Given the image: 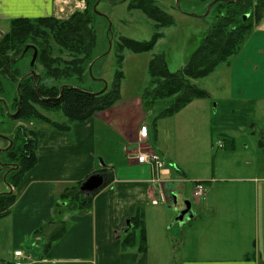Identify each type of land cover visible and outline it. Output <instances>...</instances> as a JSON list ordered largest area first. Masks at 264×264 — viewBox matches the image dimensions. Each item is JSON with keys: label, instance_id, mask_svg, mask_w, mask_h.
<instances>
[{"label": "rangeland", "instance_id": "obj_1", "mask_svg": "<svg viewBox=\"0 0 264 264\" xmlns=\"http://www.w3.org/2000/svg\"><path fill=\"white\" fill-rule=\"evenodd\" d=\"M152 1L172 18L171 25L158 28L159 26L145 14L138 9L130 8L134 2L132 0H96V7L93 9L94 15L90 21L95 36V46L91 56L92 59H99L90 72H87L89 60L85 65L87 66L85 67L86 72L81 78L66 79L62 77L56 79L47 77L43 66L36 57L32 68L41 84L46 87L69 84L75 88L101 92L104 88L111 87L116 72L120 71L123 75V79L120 81L121 101L126 102L141 96L148 86V63L153 56L162 55L168 72H177L208 32L215 19L214 12L210 10L207 12L208 4L199 0ZM84 6L83 9L82 6H79L78 9L75 8L71 12L66 9L62 13H57L55 18L65 21L76 13L86 12V0H84ZM220 12L226 14L222 10ZM7 28L5 27V30L9 32ZM156 33L159 38L148 52H134L130 47H125L121 52L118 51L124 39L144 43L150 41ZM243 44H240L239 47L242 48ZM28 45L30 46L28 50L32 48L33 51L27 52L21 59L19 56L15 58L14 60L17 62L12 66L11 71L16 69L21 75H25L31 69L30 61L34 50L36 53L37 50L31 40ZM49 46L51 59L59 58L61 61L57 67L69 69V63L73 60L72 56L59 50L52 41ZM119 56L122 57L120 67L118 65ZM224 67L225 64H222L208 76L190 81L192 85L205 91L208 95L205 98L194 99L183 113L179 114L191 121L197 120L192 124L190 134L185 135L183 131L176 136L178 128L175 124L178 123V120L173 116L175 126L170 134L172 125L170 118L158 117L168 106L169 101H157L154 108L150 109V114L144 110L145 117L143 119L136 112L133 116L136 120L135 123L138 124L137 128L143 124L148 129L147 140L142 143L136 142L137 145L151 149L156 155L162 148L166 156L157 155L163 163L162 167H170L175 179L178 180L176 184L184 188L183 191L174 188L167 195V204L159 203L158 206H152L147 201L143 208L144 232L141 233L140 229H135L132 235L138 244L141 242L142 235L143 238H146L145 244L150 246V254L154 252V248L161 252L159 245L156 244L165 245L169 249L170 255H162L163 253L161 255L164 257L168 255V264H180L182 250H192L198 246L210 253H215L220 249H233L234 253L240 248L251 253V257H258V250L260 254H264V220L262 216V214L264 215V181L262 180L264 179V102L229 99L231 97L228 96V90L225 87V82H227L225 77L228 76V72ZM16 85L8 77L2 79L0 195L4 193L9 195L12 188L15 187V183L11 182L14 179L10 180L5 173L7 160L2 151L8 145V141L13 138L18 127L28 129L34 128V126L37 128L43 126L37 121L15 122L8 119L7 113L13 112ZM43 114L55 122H66V118L61 112L50 111ZM156 129L158 135L155 136ZM109 138L108 130L100 128L98 136L100 142L96 143L98 151L96 154L104 156L110 153L113 158H118V161L122 156V164L125 156L123 147L127 143L114 137L113 144H111ZM136 138L135 129L133 130V140L135 141ZM200 178L204 181L193 182ZM236 179L256 182L257 194L255 195L253 183L240 182ZM21 182L22 180H20ZM196 184L202 185L204 192L206 190L199 199L200 206L197 208L194 206L196 211L207 216L204 224L199 226L198 223L192 221H186L183 224L174 223V218L184 208V201L192 202L193 188ZM13 194H15L14 191ZM233 194L235 197L229 199L227 203H222L221 199V204L218 202V195ZM64 201L66 208H72L74 204L72 199L68 198ZM61 203L60 201V206ZM27 212H30L27 208L11 209L8 216L0 218L1 261L7 260L3 258V255L7 253L9 254L8 260L12 258L11 228L13 218L18 213L26 214ZM146 215L147 219L145 220ZM213 222L217 223V229H212L216 226ZM196 229L198 231L195 233ZM202 230H204L203 233L198 235V232ZM160 262L167 264L164 259ZM259 264H262L261 260Z\"/></svg>", "mask_w": 264, "mask_h": 264}, {"label": "crops", "instance_id": "obj_2", "mask_svg": "<svg viewBox=\"0 0 264 264\" xmlns=\"http://www.w3.org/2000/svg\"><path fill=\"white\" fill-rule=\"evenodd\" d=\"M56 3L57 0H0V39L8 33L5 27L10 31L11 23L16 19L55 18ZM224 68L228 72L225 87L231 97L229 99L264 102V20L250 33L238 54L230 59ZM141 96L122 102L120 95V100L111 108L84 122L71 123L67 132L55 131L44 125L39 128L34 126L35 129L44 131L43 138L36 146L35 164L20 178L22 182L12 188L10 194L14 191L15 200L5 217L10 214L11 209L27 208L30 212L18 213L13 218L12 258L8 260L7 253L3 255L7 260H0V264H162L160 261L163 259L168 264L170 251L165 245L156 244L161 252L154 248V252L150 254V246L145 244L146 238H141L143 243L138 244L132 236L135 229H132L130 220L137 212L142 213L144 220L143 208L147 201L152 206L167 204V195L174 188L179 191L184 189L176 184L178 180L170 167L155 169L150 163L136 161L140 152L153 153L151 149L136 143L147 140V137L145 140H139V130L144 125L141 124L137 128L138 124L133 118L135 112L140 118L145 117ZM187 106L173 115L178 120L175 124L178 128L176 136L183 131L185 135L190 134L192 124L197 121L179 116ZM146 111L150 114V110ZM173 117H168L172 124L170 134L175 126ZM100 128L108 130L111 144L114 137L127 143L123 147L125 156L122 164V156L118 161V158H113L110 153L104 156L96 154V143L100 142ZM135 129L137 138L134 141ZM154 135H158L157 129ZM159 147L161 148L160 144ZM158 152L160 157L166 156L162 148ZM97 173L107 177L106 184L94 194H82L79 190L77 193L78 200L87 199L88 205L82 209L66 208L62 202L66 191ZM236 180L253 183L255 195L257 194L256 182ZM200 181L204 180L200 178L193 182ZM217 197L219 203L220 199L222 203H227L235 196L233 194ZM73 201L78 203L77 200ZM194 206H200V201L192 197L191 218L184 219L183 223L192 221L202 226L207 216L196 211ZM262 216L264 220V215ZM213 223L216 226L212 229H217V223ZM197 231L196 229L195 233ZM203 231L198 232V235ZM128 234L134 239V243L124 245ZM156 235L158 237L159 231ZM232 250L220 249L210 253L198 246L192 250H182L179 263L259 264L261 260L264 264V254H260L259 250L258 257H251V253L240 248L234 253ZM161 254L168 255L164 257Z\"/></svg>", "mask_w": 264, "mask_h": 264}, {"label": "trees", "instance_id": "obj_3", "mask_svg": "<svg viewBox=\"0 0 264 264\" xmlns=\"http://www.w3.org/2000/svg\"><path fill=\"white\" fill-rule=\"evenodd\" d=\"M132 1L134 2L130 8L138 9L155 22L159 26L158 28L172 24V18L160 10L154 1ZM199 1L211 4L210 11L214 12L215 19L199 46L185 60L183 66L177 72H168L162 55L153 56L148 63L149 82L142 93L141 101L145 110L153 109L157 101H169L165 110L159 114V118L173 116L194 99L207 97L205 91L198 89L190 81L208 76L222 64L227 65L229 60L240 51V44L244 43L250 33L258 28L264 20V0ZM86 2V12L76 13L65 21H59L54 17L36 20L16 19L12 21L10 31L1 37L0 96L3 94L2 79L4 77H8L17 85L19 84V95L15 91L13 101L12 113L16 115L9 116V120L15 122L37 121L55 131L67 132L71 123L84 122L95 114L108 110L120 100V81L123 79L120 71L116 72L111 87L102 92L75 88L69 84L46 87L41 84L38 76L35 78L28 76L19 82L23 75L16 69L11 71L12 66L17 62L14 59L18 56L21 59L23 54L30 51H26L30 40L36 45L37 61L39 59L47 77L81 78L86 72L85 67L87 66L85 65L89 60L88 65L93 67L99 59H92L91 56L95 46V36L90 21L94 15L93 7L96 0H86ZM221 10L226 14L221 13ZM158 36L156 33L150 41L144 43L124 39L118 51L121 52L125 47H130L134 52H148L156 44ZM50 41L59 50L72 56L73 60L69 63V69H59L57 64L61 62L60 59H51ZM118 58L120 67L122 57ZM87 72H89V67H87ZM16 108L18 111L14 112ZM50 111L61 112L66 118V122H55L43 114ZM43 135V130L32 127L28 129L18 127L15 130L12 140L16 145L5 152L6 160L12 159L19 167L15 179L11 181L15 183V186L19 184L20 178L34 166L36 146ZM18 155L21 160H18ZM79 185L80 183L70 188L64 195V199L71 200L72 198V200L78 201L72 205L74 209H82L88 205L87 199L78 200ZM64 199L62 202H65ZM14 200L13 194L0 195V218L7 215ZM130 223L132 229H140V232L143 233L141 212H137ZM129 234L131 235V233ZM129 234L124 239V245L133 242ZM141 242L143 243V240ZM141 250L143 251L142 246Z\"/></svg>", "mask_w": 264, "mask_h": 264}, {"label": "water", "instance_id": "obj_4", "mask_svg": "<svg viewBox=\"0 0 264 264\" xmlns=\"http://www.w3.org/2000/svg\"><path fill=\"white\" fill-rule=\"evenodd\" d=\"M216 1H223V0H216ZM96 7V5L94 6V8ZM93 8V9H94ZM211 8V4L207 6V12L210 10ZM96 13V12H95ZM205 16V15H204ZM27 49V48H26ZM36 57H37V53L34 50L31 62H30V67H33L35 61H36ZM90 68L89 67V72H90ZM31 76L32 78H35L36 74L33 70H30L27 74H25L19 82L22 81V79ZM100 81V80H97ZM105 90V88H104ZM17 93L19 92V84L17 85L16 88ZM19 95V93H18ZM20 99V96H19ZM0 101L2 102V100L0 99ZM6 109V107H5ZM7 115H9L7 113ZM16 114L12 115V117H14ZM11 116V115H10ZM8 147H6L2 152H6L7 150H9L12 147V142L11 140L8 141ZM1 152V151H0ZM107 182V177L102 175V174H93L91 176H89L86 180H84L80 186H79V191L82 194H94L97 191H99ZM190 219L191 218V213H190V202L189 201H184V209L179 213V215L176 217L175 222L178 224H182L184 219Z\"/></svg>", "mask_w": 264, "mask_h": 264}, {"label": "built area", "instance_id": "obj_5", "mask_svg": "<svg viewBox=\"0 0 264 264\" xmlns=\"http://www.w3.org/2000/svg\"><path fill=\"white\" fill-rule=\"evenodd\" d=\"M57 10L59 13H62L64 10L68 9L71 12L75 8H79V6L84 7V3L82 1H73V0H57ZM140 141L145 140L146 138V128L143 127L142 132L140 133ZM136 161L138 163H150L155 169H160L163 166V163L160 161L158 156L155 153H145L140 152ZM204 190L202 185L196 184L193 191V197L195 200H199L204 195ZM11 264H19V263H11Z\"/></svg>", "mask_w": 264, "mask_h": 264}, {"label": "flooded vegetation", "instance_id": "obj_6", "mask_svg": "<svg viewBox=\"0 0 264 264\" xmlns=\"http://www.w3.org/2000/svg\"><path fill=\"white\" fill-rule=\"evenodd\" d=\"M16 111H18V108H16L14 112H16ZM11 142H12V147H14L16 145V143L12 139H11ZM8 145L6 147H8ZM19 156L20 155H18V160H21V157H19ZM5 165H6V170H5L6 177L9 176L10 180L15 179L16 173L19 170V167L16 166V162L12 161V159L11 160H7Z\"/></svg>", "mask_w": 264, "mask_h": 264}, {"label": "bare ground", "instance_id": "obj_7", "mask_svg": "<svg viewBox=\"0 0 264 264\" xmlns=\"http://www.w3.org/2000/svg\"><path fill=\"white\" fill-rule=\"evenodd\" d=\"M49 23V22H48ZM85 30V29H84ZM28 31V30H27ZM43 36V35H42ZM81 36V35H80ZM84 39V38H83ZM82 40V39H81ZM43 53V52H42ZM48 65V64H47ZM66 71V70H65ZM71 71V70H70ZM47 72V71H46Z\"/></svg>", "mask_w": 264, "mask_h": 264}]
</instances>
